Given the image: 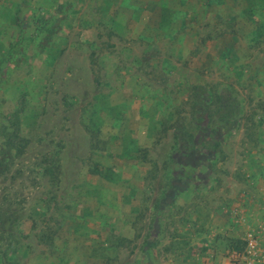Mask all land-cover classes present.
<instances>
[{
    "label": "rangeland",
    "instance_id": "rangeland-1",
    "mask_svg": "<svg viewBox=\"0 0 264 264\" xmlns=\"http://www.w3.org/2000/svg\"><path fill=\"white\" fill-rule=\"evenodd\" d=\"M248 1L222 15L221 0H0V264H78L62 249L93 227L96 264H184L199 233L235 248L232 264H264V0ZM188 8L215 24L189 27ZM188 42L191 62L217 57L190 77L171 71ZM228 97L231 132L217 129ZM215 143L206 164L174 158ZM128 216L127 245L113 228Z\"/></svg>",
    "mask_w": 264,
    "mask_h": 264
},
{
    "label": "crops",
    "instance_id": "crops-1",
    "mask_svg": "<svg viewBox=\"0 0 264 264\" xmlns=\"http://www.w3.org/2000/svg\"><path fill=\"white\" fill-rule=\"evenodd\" d=\"M227 1L228 0H221V2L224 4V6L222 7V10H220L222 12V15H223V12H225V13L228 12L227 7L225 5V4H227ZM233 1L234 0H229V2H233ZM249 1L251 2L252 5H254L253 9H255L256 5H257L256 4L257 2H255L256 0H249ZM160 2H162V0H160ZM254 2H255V4H254ZM151 3L156 4V0H151ZM144 7L146 8L147 4L146 5L144 4ZM180 11H182V13L187 14V17H189L187 19L189 27H190V22H191V24L194 23L196 21L195 20L196 16L199 15V13H200L199 10H197L198 12H194L193 11L192 13H190V9L189 8L187 10H180ZM170 13H172V12H170ZM245 13H248V11H245ZM204 17L205 16H203V18H200V15L197 16V18L200 19L201 24L203 23V26H207L208 23H210L212 26L215 24V21H216L215 19H211L210 18L208 20V18L204 19ZM162 19H163V17H162ZM219 21H222L224 24H226L227 20H226V18L224 16H222L221 19L220 18L218 19V22ZM225 29H227L226 26H225ZM189 38L191 40L192 36H186V39H189ZM178 40H181V38H178ZM220 40H228V38H227L226 35H224L222 38H220ZM189 43L190 42L186 43L187 50L185 51V53H183L182 60H179L181 62L177 63L174 60L173 66H175V67H174L173 70H171V71H173L175 73H178V72H181V71L182 72L185 71L186 72V77H190V73H194L195 74L196 71L200 70V69L199 70L196 69L195 67H192L190 69V64L192 66H196V67H199V68H201L203 65L204 66H208L209 65L210 67H212L213 61L217 58V57H215L214 53L210 54L209 51H206V52H202V54H200L197 57H195L193 59V62H191L190 61V49H189L190 48V44ZM177 45H183V44H182V42H178ZM218 53H220V52H218ZM220 54H222V52ZM179 55L180 54L175 55V58L178 59ZM210 58H212V62H211ZM181 65L184 68L180 67ZM203 69H205V68H203ZM200 71H202V70H200ZM113 93L114 94H112L111 104H112V106L115 107V106H117L119 103H121L123 101V100L117 101L118 103L113 102L118 94L121 93L122 96H123V91L122 90L120 92H117V91L115 92L114 91ZM139 121H140L139 124H141V123L142 124H144V123L147 124L145 121L144 122L141 121V120H139ZM135 123H137V122L134 121V124ZM134 131H135V128H134ZM167 132H169V130H167ZM131 133H133V132H131ZM141 135H143V134L142 133H137L136 137H142ZM170 135H171V138H170L171 142L170 143L174 144L175 140H176V138H175L176 133L174 132V129L170 130ZM116 137H118L119 140L122 141V143H121L122 147H125L126 149H130V150H135V148H137V149L138 148L139 149L140 148L141 149L142 148L152 149L153 141H154V138L152 137L151 140H150L151 141L150 144H145L142 140H139V139L135 138V136L133 134H132V136H128L126 134V132H116L114 134V139H116ZM89 147H91V143L89 144ZM124 162H127V160L126 161L124 160ZM141 164H143V163H141ZM126 184L129 185L130 188H133L134 187L133 185H135L134 182H128V183L126 182ZM187 188L188 187H186L185 189H187ZM178 198H179V196H176V199H178ZM127 203H128V201H127ZM81 217H83V215H81ZM128 217L129 218L127 219V221L121 222L118 227L116 226L117 228L116 227L113 228L114 233L116 234L118 239H121V238H122V240L125 239L124 242L127 245L133 239L134 233H135V229L133 228V225H132V220L130 219V216H128ZM210 217H214V216L210 215ZM82 221H84V219ZM89 221H90V223H92V225L94 224L92 219H89ZM230 221H232V223H234V225H236V226H237L238 223H240V220H236L234 218H230ZM156 223H157L156 226L159 225L158 222H156ZM95 228L96 227H93V230H92V228H90V229H88V228L76 229V231L74 233L75 235L73 237L74 238V242L72 240L69 244L66 245V247H63L62 253H65V254L68 253V254L74 255V261H75V263H78V264L79 263L80 264H96L97 261L94 260V254H95L94 247H96L98 236H97V234H94L95 233ZM140 233H142V236L139 238L138 246L135 249V253L136 254L139 253V255L142 253V246L145 243V238H146L145 229L142 230ZM206 234L207 233L201 235V233H199V235L195 236L196 240H194L193 243L190 245V261H188L187 263H184V264H232V260L235 257V256H233L234 253H235L234 252L235 248H233V247H228V249L222 248L221 246L215 244V238H214L215 236L214 235H211V237L213 236V238H211L210 236L207 237ZM232 236L233 237H237V234L233 233ZM258 236H260L259 238H262V241H264V232H262ZM86 237H88V238L90 237V240L87 241ZM105 245H107V244H105ZM118 245L119 244H117V243H114V245H113V246H115V248L113 249L115 251V253L119 252V251H122L121 250L122 247H119L120 245L119 246ZM110 249L112 250V247H110ZM229 252H231V254L233 253V255L225 256V254L229 253ZM33 258H35V257H33ZM141 258H142V256H141ZM170 262L172 264H178L179 263V262L176 263L173 260H171Z\"/></svg>",
    "mask_w": 264,
    "mask_h": 264
},
{
    "label": "trees",
    "instance_id": "trees-1",
    "mask_svg": "<svg viewBox=\"0 0 264 264\" xmlns=\"http://www.w3.org/2000/svg\"><path fill=\"white\" fill-rule=\"evenodd\" d=\"M235 101H236L235 99H231V98L228 97L227 98V102H226L227 104L224 103L220 107V111L221 112H220V115H219V117L217 119L218 120V122H217V124H218L217 129L222 130V129L228 128L227 126H228V124H230V119H234L235 112H238V111L236 110V108H230L229 105L231 103H235ZM238 115L239 114H237V117H238ZM237 126H238V120H235L234 121V124L231 125L230 128H228V130L231 132V131L235 130L237 128ZM175 138H176V140L179 139V137L177 136V134H176ZM219 143L218 144L215 143L214 148H212V147H211L212 149L209 148L210 152H212V156L213 155L215 156L217 154V152H218V149H220Z\"/></svg>",
    "mask_w": 264,
    "mask_h": 264
},
{
    "label": "flooded vegetation",
    "instance_id": "flooded-vegetation-1",
    "mask_svg": "<svg viewBox=\"0 0 264 264\" xmlns=\"http://www.w3.org/2000/svg\"><path fill=\"white\" fill-rule=\"evenodd\" d=\"M177 136L179 137V135L177 134ZM185 148V144L183 143H179V149L182 151V152H185L183 151V149ZM210 147H204L202 149V151H198V152H195L193 154H190V152H188V155L187 156H175L174 158L175 159H180L181 162H185L184 164H189L190 163V158L191 160H200V164H206V162L208 161V159H212L213 157H215L214 155L212 156V152H210L209 150ZM194 162V161H193ZM173 186H179L181 189H184L187 187V182L185 181H182V180H174L173 181ZM176 196V192L172 191L171 194L169 195V198L171 197H175Z\"/></svg>",
    "mask_w": 264,
    "mask_h": 264
},
{
    "label": "built area",
    "instance_id": "built-area-1",
    "mask_svg": "<svg viewBox=\"0 0 264 264\" xmlns=\"http://www.w3.org/2000/svg\"><path fill=\"white\" fill-rule=\"evenodd\" d=\"M257 242V241H256ZM255 241L253 242V240L252 241H250V243H249V246H250V249L251 250H254V243H256Z\"/></svg>",
    "mask_w": 264,
    "mask_h": 264
}]
</instances>
